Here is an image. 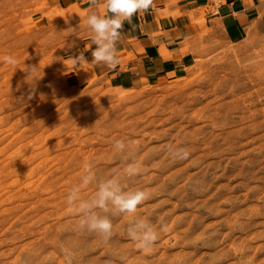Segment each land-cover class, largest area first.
<instances>
[{
  "label": "rangeland",
  "instance_id": "1",
  "mask_svg": "<svg viewBox=\"0 0 264 264\" xmlns=\"http://www.w3.org/2000/svg\"><path fill=\"white\" fill-rule=\"evenodd\" d=\"M218 1L194 8L177 77L116 87L72 63L91 33L85 12L61 20L48 0H0V58L16 60L0 59V264H264V32L227 37ZM133 162L140 174L128 176ZM85 165L148 193L110 216L108 241L67 204ZM141 217L159 234L143 250L127 235Z\"/></svg>",
  "mask_w": 264,
  "mask_h": 264
},
{
  "label": "crops",
  "instance_id": "2",
  "mask_svg": "<svg viewBox=\"0 0 264 264\" xmlns=\"http://www.w3.org/2000/svg\"><path fill=\"white\" fill-rule=\"evenodd\" d=\"M208 0H154L147 12L135 14L131 21H124L121 39L118 42L119 63L114 68L92 62V33H86L79 53L84 52L86 66L99 75L113 77L116 87H124L130 81L144 79L158 84L177 77L181 56L177 50L183 37L194 31V8ZM54 7L52 16L56 19L79 15L89 16L91 12L106 14L102 0L93 5L91 0H48ZM213 3V2H211ZM110 15V13H108ZM217 21L223 34L231 39L238 38L254 27L264 32V1L224 0L217 7ZM78 53V54H79ZM77 54V55H78ZM94 72V73H95Z\"/></svg>",
  "mask_w": 264,
  "mask_h": 264
},
{
  "label": "clouds",
  "instance_id": "3",
  "mask_svg": "<svg viewBox=\"0 0 264 264\" xmlns=\"http://www.w3.org/2000/svg\"><path fill=\"white\" fill-rule=\"evenodd\" d=\"M91 2L95 5L98 0H91ZM102 3L106 14L91 12L87 17V25L92 33L91 41L95 45L91 55L92 62L111 69L119 63L117 45L122 36L124 21L130 22L135 14L147 12L153 6L154 0H102ZM70 58L74 65L88 63L84 52ZM0 59L9 65L16 64V60L11 56H4ZM26 70L29 72V77L36 70V66ZM36 81L34 77L33 83L30 84L33 91ZM28 98H32L31 93ZM114 148L119 152H124L127 144L118 139L114 142ZM167 151L171 158L177 160H185L190 155L186 148L180 146L169 145ZM124 171L128 176H135L140 174L141 169L136 162H133L127 164ZM85 172L86 174L81 177V183L69 190L67 204L79 217L81 229L97 233L108 241L113 235L114 227L110 216L135 213L138 206L148 199V193L141 188L131 189L122 186L120 179L116 176L97 180L91 165H85ZM93 182L97 183L94 195L91 199H82L81 188ZM160 230H165V226L162 225ZM127 235L141 250L154 246L159 239L157 229L149 220L142 217L128 225Z\"/></svg>",
  "mask_w": 264,
  "mask_h": 264
},
{
  "label": "bare ground",
  "instance_id": "4",
  "mask_svg": "<svg viewBox=\"0 0 264 264\" xmlns=\"http://www.w3.org/2000/svg\"><path fill=\"white\" fill-rule=\"evenodd\" d=\"M217 1H218V0H217ZM218 2H220V1H218ZM219 4H220V3H218L217 7L219 6ZM216 12H217V10H216Z\"/></svg>",
  "mask_w": 264,
  "mask_h": 264
},
{
  "label": "built area",
  "instance_id": "5",
  "mask_svg": "<svg viewBox=\"0 0 264 264\" xmlns=\"http://www.w3.org/2000/svg\"><path fill=\"white\" fill-rule=\"evenodd\" d=\"M211 2H213V1H211Z\"/></svg>",
  "mask_w": 264,
  "mask_h": 264
}]
</instances>
